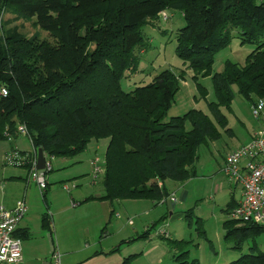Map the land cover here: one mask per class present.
Wrapping results in <instances>:
<instances>
[{
	"label": "trees",
	"instance_id": "16d2710c",
	"mask_svg": "<svg viewBox=\"0 0 264 264\" xmlns=\"http://www.w3.org/2000/svg\"><path fill=\"white\" fill-rule=\"evenodd\" d=\"M7 6L13 19L32 20L52 40L7 27L12 20L1 19ZM165 10L182 13L175 53L193 71L199 97L206 98L207 90L198 77L211 79L214 100L207 102L208 113L190 108L166 119L185 69H163L129 91L121 86L125 73L138 69L135 50L147 47L142 27L155 24ZM232 31L256 46L244 64L226 59L213 71ZM233 86L251 104L264 99V0H0V138L24 125L33 149L54 158L74 156L91 139L107 138L101 199L159 203L171 194L166 180L195 177L197 149L232 132L223 110H232ZM237 204L230 198L223 212L229 216ZM48 223L43 213V226ZM156 223L139 237H148ZM222 225L232 247L241 249L251 240L249 252L227 264H264L256 240L264 223L227 217Z\"/></svg>",
	"mask_w": 264,
	"mask_h": 264
},
{
	"label": "rangeland",
	"instance_id": "374dc122",
	"mask_svg": "<svg viewBox=\"0 0 264 264\" xmlns=\"http://www.w3.org/2000/svg\"><path fill=\"white\" fill-rule=\"evenodd\" d=\"M13 12V8L10 6H7L2 11L1 19L3 21L12 20L7 27L16 25L27 36L36 35L40 39L52 40L49 33L40 27L34 26L32 20L24 18L13 19L15 15ZM162 12H160L159 19L155 24H146L142 27L147 47L135 50L140 56L138 69L132 74L125 73V77L121 80V86L124 90L129 91L136 85L148 83L163 69H171L174 72H178L179 69H185L184 78L178 81V90L175 93L174 101L168 110L166 119L170 116L181 115L190 108L201 109L208 113L207 102L214 100L210 77H198L197 79L207 90L206 98H201L196 90L193 71L189 68H184L182 61L175 53V32L184 25L182 13L179 10H165ZM255 46L254 43L241 42L236 31H232L230 44L220 50L215 56L212 66L213 71H220L226 59L237 62L240 65L244 64L245 56ZM233 90L235 95L231 102L232 110L229 112L223 111L228 119V126L236 134L240 133L239 137L241 138V133L245 131L244 127L246 126L247 128L254 119L250 102L237 93L236 86H233ZM107 142V138L91 139L86 149L81 153L70 157L52 158L53 170L48 171L46 175L49 178L55 177L57 180L50 184V188L54 187L61 193H65L69 199L70 196H74L73 192L75 190L81 194H88L100 189L102 187L103 172L98 174L96 182L93 183V170L90 162L97 157L99 159L97 163L103 169ZM225 142H228L229 146L233 143L230 141L229 135L223 132L221 139L207 145H201L197 149L195 177L184 182L165 181L168 190L173 193L175 199L173 203L170 201L159 202L153 206L149 200H147L148 202L142 200L135 202L138 204L117 206L116 210L120 214L118 221L124 224L128 216L132 219L133 224L125 223L122 232L113 234L107 238L105 243L114 244L117 240L132 234L133 229H137L141 233L151 226L153 222H157L151 229L147 239L136 240L130 247L122 245L124 250L128 248L133 251L146 250L156 245L148 253L138 254L133 264H152L159 257L164 259L160 264H175L177 260L178 262L181 260L186 261L184 264H227L237 259L241 254L248 253L251 240L245 241L241 249L232 247V241L224 238L225 228L222 225L223 221L220 220L222 218L224 220L229 216L226 217L221 211L214 212V214L211 211L213 203L222 206L224 202H228L230 199L229 182L223 174L221 175L217 172L218 163H220L217 149L219 152H224L226 150ZM11 144H15L18 148L24 150H32L31 142L25 134L17 133L10 138H0V205L3 206H5L3 201L11 200L16 196L17 192L20 193L18 197H21V190L18 191L17 185L11 182L10 176L20 173L22 174L21 176L25 177L28 170L25 166L14 167L3 162L4 152ZM61 159H64L65 164L56 167L55 162ZM212 171L217 174L216 181L219 185L218 191L214 195L213 190H211V182L206 184V180L198 179V176L210 175ZM28 181H30V184H27V186H30L27 198H29L28 202L33 204V208H30L31 211L35 212L33 221L38 224V217L42 214L41 212L46 211V208L42 200L41 191L30 177ZM64 185L68 186V190L63 188ZM238 191L239 188H236V193ZM69 192H72V194L69 195ZM212 196H214V202L211 199ZM124 202H126L124 205L129 203L128 201ZM146 203L149 205L147 209H150V211L145 213L141 210H143ZM170 212H173V216L168 217L167 215ZM161 214H164L162 215L164 219L160 218ZM165 218L167 221H163ZM160 227H164L167 231V237L156 234ZM107 229H110V226ZM69 234L71 236H67V239L72 241L73 245L84 244L86 241L83 233L81 235L77 227ZM99 235V232L92 230L88 241L94 240ZM256 240L259 249L264 250V233ZM177 241H180V243H176ZM179 252H184V254L175 260L172 255Z\"/></svg>",
	"mask_w": 264,
	"mask_h": 264
},
{
	"label": "crops",
	"instance_id": "0c3cea01",
	"mask_svg": "<svg viewBox=\"0 0 264 264\" xmlns=\"http://www.w3.org/2000/svg\"><path fill=\"white\" fill-rule=\"evenodd\" d=\"M253 119L254 121H252V123L249 124L247 128L244 125L245 131L241 133V138L239 137L240 133L236 134V132L232 130V132L228 134L230 137V141L233 142L231 146L228 145V142H225L224 146L226 147V150L224 152H219L217 149V152L220 156V163H218L217 171L219 174L222 175L221 168L223 166L227 154L230 153L233 149L239 147L240 145L247 143L252 138L255 132L261 130L264 127V111L258 118L253 117ZM16 134L17 133H15L14 135ZM209 143H213V141ZM13 147L18 148L15 144H11L7 150ZM18 149L27 152L33 151V147L32 150H24L21 148ZM63 160L64 159H61L55 162L56 167L59 165H64L65 162ZM91 161H93V159ZM50 163V171H52L53 164L52 162ZM213 171L210 172V175L198 176V179L202 178V180H206V184H209V182H211V190H213L214 195L216 191H218L219 185L216 181L217 174H214ZM21 175L22 174L17 173L15 176H10L11 182L17 185L16 188L18 187V191L21 190V197H18L20 196V193L17 192L16 196L11 200L3 201L5 206L0 205L6 209H12L15 206L17 200L23 199L28 206V210L20 221V223L18 224L17 228L21 231V233H25L28 236L25 238H21L22 258L16 264H52L51 253L54 249H57L61 254V264H124V260L130 256L133 257L131 258L128 264H133V261L138 254H142L143 252L148 253L156 246L153 245L147 248L146 250L143 249L134 251L129 250L128 248L124 250L122 247V245L130 247L132 246V243L136 240L147 239L149 235L146 238H140L139 236L148 227L141 233L138 232L137 229H133L132 234H128L126 237L117 240V242L115 243L112 242L114 244L105 243L107 238H109L113 234H120L123 230L125 223L133 224L132 219L128 216L126 217L127 220L124 224L118 221L120 214L116 210L117 206L121 207L129 206L130 204H138L135 202H140L142 200H146V202H148L147 199H101L100 197L104 195L103 185L97 191L89 192L88 194H81L77 190H75L73 192L74 196H70L69 199V197L65 193H61L58 189L54 187L50 188V184L55 182L57 179H55V177L49 178L46 175L47 188L45 191V198L42 197L46 211L41 213H47L49 225L48 227H44L42 224V214H40L38 217V224L33 221V216L35 215V212L30 210L31 207L33 208V204H30L28 202L29 198H27L28 188L30 186H27V184H30V181H28V170L25 177ZM95 182L96 180L93 181V183ZM228 182L229 198H233L235 200V203H238L242 199L241 187L238 184H234L230 181ZM236 188H239L238 193H236ZM68 194L71 195L72 192H69ZM211 199L214 202V196H212ZM124 201H128L129 203H127V205H124L126 204V202ZM149 201L153 206L158 204L151 200ZM226 203L227 202H224L222 206H219L217 204L215 205L213 203L211 210L212 213L214 214V212L217 211L223 212V208L225 207ZM148 206L149 205H147L146 203L144 205V208L147 209ZM144 208L143 210H141L142 212L146 213L147 211H150V209L145 210ZM162 215L164 214H161L160 218L164 219V216ZM167 216H173V212H170V214H168ZM222 219L220 220L224 221L226 218L224 220ZM128 220H131V223H129ZM163 221H167V219L165 218V220ZM108 226H110V229H107ZM75 227L79 229L81 235L83 233L84 239H86L84 244L73 245L72 241H68L67 236H71L69 233H71L72 230L74 231ZM92 230H94V232H99L100 235L96 236L97 238H95L94 240H90L89 242L88 238L90 237L89 234L92 232ZM114 248H117V250L112 251ZM163 260L164 259L162 257H159L154 262L152 261L153 263H151L160 264Z\"/></svg>",
	"mask_w": 264,
	"mask_h": 264
},
{
	"label": "built area",
	"instance_id": "2783aa9c",
	"mask_svg": "<svg viewBox=\"0 0 264 264\" xmlns=\"http://www.w3.org/2000/svg\"><path fill=\"white\" fill-rule=\"evenodd\" d=\"M162 14H164L162 12ZM1 93L5 94L4 88ZM264 111V99L260 98L251 104V113L254 118H258ZM16 133L28 136L24 125H18ZM8 138L11 137L6 133ZM30 140V138H29ZM53 156L45 158L44 168L37 169V153L22 151L18 148H10L3 155V162L14 167H28V178L30 177L42 192L46 189V173L51 170V160ZM98 159L95 158L91 163L93 166V181L103 169L98 165ZM225 178L238 184L242 190V199L237 206L231 210L229 217L238 219L241 222L253 221L263 223L264 214V127L255 132L252 138L245 144L233 149L227 154L221 168ZM63 188L68 190V186ZM175 201L173 194L163 198L160 202ZM28 210L26 202L21 199L16 201L12 209H6L0 206V264H16L22 258V240L16 235L18 224ZM131 223V220L128 221ZM159 236H168L164 227H160L157 232ZM61 254L57 249L51 253L52 264H61Z\"/></svg>",
	"mask_w": 264,
	"mask_h": 264
},
{
	"label": "water",
	"instance_id": "95a60500",
	"mask_svg": "<svg viewBox=\"0 0 264 264\" xmlns=\"http://www.w3.org/2000/svg\"><path fill=\"white\" fill-rule=\"evenodd\" d=\"M36 153H37L36 168L42 169L44 168V162H45V156H44L42 148H37Z\"/></svg>",
	"mask_w": 264,
	"mask_h": 264
}]
</instances>
